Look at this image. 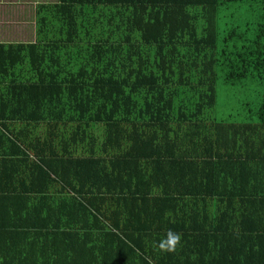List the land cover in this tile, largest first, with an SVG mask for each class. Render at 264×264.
I'll use <instances>...</instances> for the list:
<instances>
[{
    "label": "trees",
    "instance_id": "16d2710c",
    "mask_svg": "<svg viewBox=\"0 0 264 264\" xmlns=\"http://www.w3.org/2000/svg\"><path fill=\"white\" fill-rule=\"evenodd\" d=\"M44 16L35 43L0 45V264H264V0ZM109 177L153 194L108 225Z\"/></svg>",
    "mask_w": 264,
    "mask_h": 264
},
{
    "label": "crops",
    "instance_id": "0c3cea01",
    "mask_svg": "<svg viewBox=\"0 0 264 264\" xmlns=\"http://www.w3.org/2000/svg\"><path fill=\"white\" fill-rule=\"evenodd\" d=\"M57 3L58 0H53L52 2H48L47 0H0V45L6 47L11 45L16 46L35 43L38 38L37 33L41 29L39 28V26L42 24L43 21L46 22L44 16L45 12H51L53 6ZM52 37L53 35L50 32H48L46 35L41 34L39 36L41 40H48ZM58 38L59 37L56 36L54 39ZM50 51L51 54L46 56L47 60H52L53 58L58 56V54H60L63 50L50 49ZM62 66L57 64H51L45 65L44 69L55 72ZM24 68L27 69V66H17L14 68L13 72L21 73L23 72ZM16 123L12 122L11 124L15 125ZM4 133L8 134V132ZM138 161L140 162L139 159ZM137 167L138 166H134L132 164L130 170L134 171L137 169ZM138 176L140 177V175L136 174L134 177ZM142 178H144V180L140 184H146L147 186L152 187V179L148 176V174H144ZM112 183L114 185H112ZM121 183H124V180L112 182V178H105L102 180V187L100 189L101 191L97 190L99 191L98 198L103 215L105 214V216L110 217H104L106 219L105 222L108 225L113 222L122 220V218L126 217L125 215L128 213H126L125 215L119 214L121 212V209H124L125 207L130 205L133 210H135L136 208H138L140 198H144V196L150 198V196H152L153 194V192H150L151 187L149 188V192H147V190L140 191L136 187L128 189L126 186L123 188L122 191V188L120 186ZM72 195L73 192L68 194L66 197L70 196L71 198ZM188 198L192 199L194 197ZM195 198H197V196ZM142 216L145 218H149V216H146L145 214H142ZM161 224L163 229L168 225L164 220L161 222ZM143 231L146 233L150 232L148 228ZM152 233L155 232L152 230ZM128 238L130 237L128 236ZM126 262L127 263L125 264H128L131 261L127 259Z\"/></svg>",
    "mask_w": 264,
    "mask_h": 264
},
{
    "label": "clouds",
    "instance_id": "9594fccd",
    "mask_svg": "<svg viewBox=\"0 0 264 264\" xmlns=\"http://www.w3.org/2000/svg\"><path fill=\"white\" fill-rule=\"evenodd\" d=\"M195 162H199V161H195ZM180 242H181L180 234L169 230L166 233L165 238L161 239L156 246L162 252H175Z\"/></svg>",
    "mask_w": 264,
    "mask_h": 264
},
{
    "label": "rangeland",
    "instance_id": "374dc122",
    "mask_svg": "<svg viewBox=\"0 0 264 264\" xmlns=\"http://www.w3.org/2000/svg\"><path fill=\"white\" fill-rule=\"evenodd\" d=\"M48 2H52L53 0H47ZM219 95H220V99H224V98H228V93L225 90L224 87L220 88L218 91Z\"/></svg>",
    "mask_w": 264,
    "mask_h": 264
}]
</instances>
